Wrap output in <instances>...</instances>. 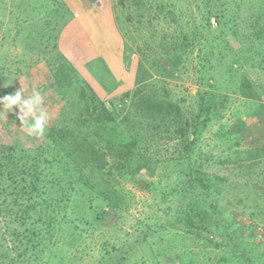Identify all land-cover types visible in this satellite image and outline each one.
Returning <instances> with one entry per match:
<instances>
[{"label":"trees","instance_id":"obj_1","mask_svg":"<svg viewBox=\"0 0 264 264\" xmlns=\"http://www.w3.org/2000/svg\"><path fill=\"white\" fill-rule=\"evenodd\" d=\"M99 1L89 0L86 6L81 0H0V47L4 50L0 81L9 85L13 74H24L44 62L54 84L51 98L62 102L55 119L49 113L42 137L28 136L26 125H20L12 144H0V217L26 230L15 247L17 255L4 257L9 264H43L42 254L48 251L59 264H205L199 262L201 251L221 249L228 240L251 247L241 256L233 249L231 259H240L239 264H264V252L256 254L264 248V236L257 231L262 225L255 221L258 205L250 200L251 194L264 195V145L235 151L220 161L232 164L247 180L244 190L249 196L245 201L225 194L223 177L194 165L202 136L223 120L231 97L204 91L198 107L189 111L166 82L152 74L165 77L189 70L196 61L203 82L211 74L208 86L220 89L221 78L211 72L221 68L229 79L246 66L264 73V2L198 0L201 22L192 27L177 18L174 8L178 0H105L97 9ZM245 6L252 12L246 19L242 15ZM111 7L117 11L115 18ZM59 8L68 11L61 14L66 19L61 29L55 26ZM8 9L15 23L2 12L9 13ZM74 12L84 13L86 19L93 17V30L109 52L113 43L102 29L101 17L149 27L151 38L156 37V25L171 19L178 33L162 35L158 55H143L149 68L138 58L128 64L126 48L121 50L117 57L125 64L116 72L112 60L100 55L98 61V56H93L99 52L97 45H89L91 40L84 44L81 34L89 26L78 17L70 21L68 14ZM67 26L70 36L64 33ZM59 45L65 46L64 53ZM15 49L22 51L16 55ZM91 56L96 58L94 65ZM213 60L221 65L213 66ZM94 67L104 68L100 74ZM105 72L110 74L104 76ZM236 86L244 99L264 100L263 83L243 75ZM35 91L49 96L41 85L26 90L24 97ZM16 115L12 112L10 121L16 120ZM216 134L220 140L229 137L223 126ZM201 157L204 162L211 159ZM143 169L152 174L165 171V184L176 177L180 189L175 192L173 185L163 192L162 182L147 184L161 191L162 206L160 196L152 195L155 205L148 207L150 214L124 231V225L110 217L130 212L132 192L126 183L138 181ZM173 195L180 198L169 199ZM237 200L246 205L252 202L253 209L246 208L235 220L228 206ZM246 217L249 225L244 222ZM228 230L235 237L227 239ZM240 233L244 236L237 235ZM190 242L197 247L192 248ZM226 263L222 256L213 264Z\"/></svg>","mask_w":264,"mask_h":264},{"label":"rangeland","instance_id":"obj_2","mask_svg":"<svg viewBox=\"0 0 264 264\" xmlns=\"http://www.w3.org/2000/svg\"><path fill=\"white\" fill-rule=\"evenodd\" d=\"M12 1V0H11ZM18 1V0H17ZM86 6L90 5L89 0H81ZM264 2V0H262ZM105 4V0H100L98 5L96 6L97 9L100 8V6H103ZM258 2L256 3V5ZM262 4V3H261ZM17 3H15V6L17 7ZM199 1L198 0H178L176 3V8H174V12L177 16V18H180V23H192V27L194 25H198L200 20L199 15ZM246 6L244 7V13L242 14L243 17H246L252 13L251 11L246 10ZM91 10V9H89ZM112 10V16L115 18L117 15V11H115L114 7H111ZM8 12H5L2 10L3 13H6L12 20L13 23L14 17L13 13H10V9H8ZM68 11L65 8H59L58 16L59 21L56 22L55 26L58 29H61L63 27V24L65 22V18L61 16L63 12ZM93 12V10L91 11ZM75 13V12H74ZM70 13L68 14L69 20H73L74 18L83 20L87 22L86 24L89 26L86 28L85 34L88 36L86 37L85 34H81L84 44L87 45V43L90 41L89 45H92L91 43H94L98 46L99 54L95 53L93 56H103L107 60H112L115 71L122 70V66L125 64V61L123 62L120 58L117 57V55H121V50L125 49V57L126 60L129 63L135 61L137 58L140 60L141 64L145 67L149 68L146 63V59L143 55L149 56L150 58H153L154 56L158 55L159 52V45L161 44V37L164 33L169 34L170 36L177 35V29H176V23H173L170 20H162L160 24L156 25V37L151 38L149 34V27H135L132 25H128L127 23L120 24L117 23V19L112 20L107 17H101L100 21L102 24L103 31L106 32L108 36V40L113 43V46L109 51H106L104 46L102 45L99 34H96L95 30H93L94 22H91L89 19H86L84 16V13ZM105 22H104V21ZM125 20V18L123 19ZM93 21V17H92ZM95 21V19H94ZM90 22V24H89ZM213 25L215 26V20H212ZM15 25V24H13ZM151 28V27H150ZM153 29V28H152ZM16 30H13L15 32ZM154 31V30H153ZM70 30L69 27L64 30V33L67 36H70ZM60 40H62L63 35L61 37L59 36ZM60 51L64 53L65 46L62 47L59 45ZM148 47V48H147ZM140 49L142 53L140 52ZM22 49L18 50L15 49L13 54L16 55L18 53H21ZM24 51V50H23ZM4 50L0 47V56H3ZM91 56L89 60L92 61V65L95 63V57ZM160 56V55H159ZM41 59V57H40ZM139 62V63H140ZM164 66H168L166 61H163ZM193 66H191V69H183L180 71L172 72L171 74H168L167 76L163 77L160 74H156L155 72H152L153 78L161 79L163 80L166 86L171 88L173 90V95L176 97V99H182L184 101V106L188 108V110H192L193 108L196 109L199 104L200 95L204 93V91L207 92H221V93H227L231 97V103L228 111L224 114L223 120L220 123L213 124L208 129V131L202 136L200 143L198 144V150L196 155V163L195 168H199L203 165V172L207 174H213L218 177H223L225 179V184L222 186V191L225 194H231L234 197H238V200H245L247 201V197L249 196L245 192V183L246 179L241 178L238 175V171L232 164H220V161L227 159L230 157L233 152L240 151V150H248L250 148L258 147L261 145H264V100L263 101H255V100H246L244 97H242L238 93V87L236 86V83L240 81V79L243 77V75L248 76L255 80V82H261L264 84V73L258 72L256 69L255 71L249 70L248 66L242 67L239 69L237 65L234 67L239 69L237 73H235V77L229 79L227 75H225V69H219L215 74L213 72L212 76H216L218 78H221L218 83V86L221 87L220 89H216L215 87L208 86L207 80L211 78V74L205 76V82L202 80V73L199 72V66L196 61L193 62ZM213 66L219 67L221 63H218L217 61H212ZM197 66V67H196ZM104 67L101 68V70ZM210 68V66H209ZM213 68V67H212ZM18 71V68L16 69ZM94 70L96 72H99L97 67H94ZM225 72H224V71ZM48 69L44 62L39 63L37 66H35L33 69L25 72L24 74H13L12 82L7 85L0 81V98H2L5 95L12 94L16 92L17 90H20L22 87L24 89V92L26 90L33 88H38L41 85H44L45 88H47V93L49 96H43L44 103L43 108L46 112L51 113L54 117V119L58 116V112L60 111V107L62 105V102L60 99L54 101L51 98V94H53L54 90V84L53 80L51 79L50 75H48ZM101 74V72H99ZM98 74V73H97ZM110 73H106L104 76L109 75ZM225 75V76H224ZM107 78V77H106ZM89 79V78H88ZM89 81V80H88ZM98 85V84H96ZM134 90L131 89V92ZM61 103V104H60ZM185 109V108H184ZM193 109V110H194ZM187 110V111H188ZM0 111H3V106L0 105ZM188 111V112H189ZM16 114L19 113V109L15 108L14 111ZM12 112L7 114V118L0 119V144L6 145V144H12L13 143V137H16V133L14 131H17V127L21 125V122L19 119L10 121V115ZM17 117V115H16ZM49 117L51 118V115L49 114ZM10 122V124H8ZM29 122H26V126L24 131L28 133V136H33V134H29L27 131V124ZM8 124V125H6ZM5 126H8L9 129L12 130L11 133H7V129ZM223 126L224 131H227L229 133L228 139H219L216 135L218 128ZM239 139V140H237ZM238 145H235V144ZM232 149H230V147ZM201 155L204 156H210V161L207 162L205 158H202ZM264 163V160H263ZM262 163V164H263ZM264 170V168H263ZM171 179V178H170ZM176 177H173L170 181V184H165L166 178H165V171L159 170L156 173H149L145 169L141 171V176L136 182H128L126 183V187L131 190L132 192V201H130V212L125 216H119V215H111L110 219L114 221H118L122 223L123 230L124 231H130L135 225L136 221L138 219H144L150 214V211L152 209H149L148 207H151L152 204L151 196L155 195L156 197H159L158 203L161 204V191L159 190H152L148 188L147 184H151L152 182H162V191H166L167 189H171L173 185L175 186V192L180 189L179 184L176 182ZM159 189V188H157ZM162 192V193H163ZM239 195V196H237ZM228 196V195H226ZM178 196L173 195L169 199L171 200H177ZM257 201L258 207H255L257 218L255 219L256 223L261 224L262 228H259L257 231L260 233V236H264V195L263 194H251L250 200ZM238 200L235 201L238 203ZM232 204V206H228L231 210V217L235 220L237 218H241L242 213L245 212L246 208H251V203L248 205L244 203H238L240 206H238L236 203ZM155 203V202H154ZM157 203V205H158ZM159 204V205H160ZM156 205V206H157ZM105 211H108L109 209L107 207H104ZM258 210L260 212H258ZM93 214H90L89 217L91 220L93 219ZM122 215V214H121ZM241 215V216H239ZM0 264H9V260H7L4 256L5 254L10 253L11 257H15L17 255V251L15 247L24 239L26 236L25 234V228H19L17 226H12L9 224V219H4L3 217H0ZM245 223L248 225L250 224V220L246 217L243 218ZM134 225V226H133ZM17 233L19 236H17ZM118 234V233H117ZM119 234H123L122 232ZM227 239L233 235L234 232L232 230H228ZM240 236H244V233L237 234ZM215 236H221V234H217ZM222 237V236H221ZM224 238V237H223ZM141 240V236L139 238V241ZM261 241V239H259ZM256 241V244H259L260 242ZM228 246H223L221 249L212 250L210 248H207V251L203 252L201 251L200 255V261L199 262H205V264H213L216 263L222 256L226 257L227 263L226 264H239L240 259L236 261V258L231 259L232 250H238V255H242L243 253H248L247 250L251 249L249 245L247 246H241L240 244H234L233 242H229L228 240L225 242ZM254 243V242H253ZM188 244H191L192 248H196L197 245L195 242H190ZM246 247V248H245ZM71 251V250H70ZM264 252V248H260L256 254H260ZM30 254V253H29ZM60 255V254H59ZM237 255V256H238ZM43 256V264H59L60 261L58 260V263H56V258L54 260L52 257L50 258L48 251L44 252L42 254ZM77 264H81V262H77ZM255 264H259L258 262Z\"/></svg>","mask_w":264,"mask_h":264},{"label":"clouds","instance_id":"obj_3","mask_svg":"<svg viewBox=\"0 0 264 264\" xmlns=\"http://www.w3.org/2000/svg\"><path fill=\"white\" fill-rule=\"evenodd\" d=\"M42 104L43 95L40 91H35L31 96L25 98L22 87L20 90L0 98V105L3 106V111H0V119L7 118L8 113L18 108L17 119L21 122V126H24L26 121L30 119L31 123L27 124V131L30 134L42 137L50 119L48 112L44 110Z\"/></svg>","mask_w":264,"mask_h":264},{"label":"crops","instance_id":"obj_4","mask_svg":"<svg viewBox=\"0 0 264 264\" xmlns=\"http://www.w3.org/2000/svg\"><path fill=\"white\" fill-rule=\"evenodd\" d=\"M88 19H90V21H92V18L91 17H89ZM104 21V20H103ZM105 22V21H104Z\"/></svg>","mask_w":264,"mask_h":264}]
</instances>
